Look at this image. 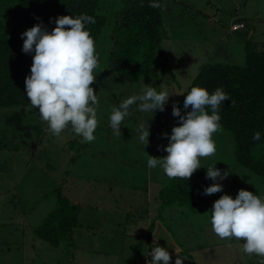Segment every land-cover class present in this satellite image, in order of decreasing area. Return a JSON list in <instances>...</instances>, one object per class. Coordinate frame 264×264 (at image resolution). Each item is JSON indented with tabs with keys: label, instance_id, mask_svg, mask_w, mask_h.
Masks as SVG:
<instances>
[{
	"label": "rangeland",
	"instance_id": "1",
	"mask_svg": "<svg viewBox=\"0 0 264 264\" xmlns=\"http://www.w3.org/2000/svg\"><path fill=\"white\" fill-rule=\"evenodd\" d=\"M162 13L163 46L173 69L160 84V89L173 93L164 111L141 112L134 104L121 124L120 134L114 135L108 126L112 108L129 95L139 94L146 85L156 87L153 77L137 80L110 68L104 74V83L98 86L95 139L87 142L69 175L66 169L70 166V149L63 143L66 136H71L68 132L50 137L51 141L44 146L39 138L19 139V150L0 149V264H73L70 246L55 248L32 231L53 208V191L64 178L65 193L83 208V227L75 234L80 245L79 253L74 255L77 261L91 256L94 260H86L85 264H141L149 236L154 239L161 233L167 237L170 248H175L174 242L179 241L180 248L187 252L183 264H257L258 258L244 254L235 238L221 239L212 232L209 208L202 200L195 210L177 205L166 207L151 228L146 209L152 210L155 204V210L159 209L160 188L153 185L152 194L157 198L149 204L146 191H133L129 184L146 185L143 169L147 160L142 165L141 161L147 159V153L167 154L163 151L167 138L161 134L170 133L178 123L171 115L172 103L175 101L182 108L184 94L180 93L187 90L201 68L208 63L243 64L247 39L264 46V0H164ZM241 18L249 23L253 36L248 29L231 30L232 22ZM97 53L95 78L106 64L103 54ZM141 122H149V143L145 147L138 142L135 131ZM213 139L216 151L211 160L210 156L201 159L207 167L215 164L230 172L221 181L220 195L227 193L235 198L238 189L244 188L264 196V179L237 163L231 133L221 126L213 133ZM42 147L48 152H39ZM161 173L158 168V174ZM136 207L140 209L135 210ZM113 208L120 214L107 219ZM118 239L124 240L117 244ZM93 249L100 253L93 255Z\"/></svg>",
	"mask_w": 264,
	"mask_h": 264
},
{
	"label": "trees",
	"instance_id": "2",
	"mask_svg": "<svg viewBox=\"0 0 264 264\" xmlns=\"http://www.w3.org/2000/svg\"><path fill=\"white\" fill-rule=\"evenodd\" d=\"M159 4L160 7L153 8L149 6V0H0V149L19 150L22 147L19 139L39 138V143L44 146L51 141L50 137H54L24 95V78L29 74L32 62L31 54L21 51L23 38L20 34L24 30L42 22V26L50 31L55 27L54 19L58 15H92L95 23L86 27L97 52L100 51L106 60L92 83L96 96L99 83H104V74L110 68L137 80L153 77L155 89L159 91L162 79L173 71L163 46L164 0H159ZM50 17L53 18L51 22ZM242 23L245 27L231 30L250 31L249 23L246 20ZM250 35L253 36L254 32ZM245 50L243 64H205L186 91L194 85L205 87L209 92L222 87L229 99L219 108L220 125L232 135L235 159L264 179V46L247 39ZM254 131L260 132V140L252 139ZM62 132L71 135L66 136L63 142L64 147L70 149V166L66 169L69 175L70 168L88 143H81L70 125ZM42 150L48 152L43 147L39 152ZM200 160L201 167L188 180L174 177L163 181L158 196L161 200L159 209H162L159 216L166 207L173 205L195 210L201 200L210 209L214 200L219 198L220 192L201 194L212 181L205 178L207 166ZM235 182L240 185L237 180ZM66 183L67 178H64L54 189L56 202L33 232L55 248L70 246L72 262L76 264L74 255L78 243L75 234L83 227V208L80 202L65 193ZM157 217L152 219L151 228ZM151 238L152 235L149 242ZM146 255L142 260L145 261Z\"/></svg>",
	"mask_w": 264,
	"mask_h": 264
},
{
	"label": "clouds",
	"instance_id": "3",
	"mask_svg": "<svg viewBox=\"0 0 264 264\" xmlns=\"http://www.w3.org/2000/svg\"><path fill=\"white\" fill-rule=\"evenodd\" d=\"M149 6L160 7L159 0H149ZM50 22L53 18H49ZM95 18L87 13L58 15L55 27L50 31L36 23L24 30L21 51L31 54L30 72L24 78V95L39 119L47 124V131L59 135L69 125L81 143L95 139L97 127V96L90 85L95 80L93 69L98 63L94 39L87 25ZM170 93L166 88L159 91L151 86L143 87L139 94L129 95L108 115V126L114 135L120 134L121 124L130 115V106L136 105L141 112L164 111ZM185 94L182 108L172 103L171 115L178 123L163 146L164 156L147 153V167L159 168L168 178L188 180L201 167V157H209L216 151L213 133L220 130L219 108L229 99L222 87L209 92L205 87L192 86ZM186 110V111H182ZM138 142L144 147L149 143V122L136 127ZM253 140H260V132L254 131ZM205 178L212 181L201 194L222 192L221 181L229 176L215 164L209 166ZM211 230L221 239L235 238L244 254L257 257V264H264V196L244 188L238 189L235 198L222 193L212 203ZM175 251V250H174ZM176 253V252H175ZM147 255L146 264H183V258L175 255L174 261L167 247L156 243Z\"/></svg>",
	"mask_w": 264,
	"mask_h": 264
},
{
	"label": "crops",
	"instance_id": "4",
	"mask_svg": "<svg viewBox=\"0 0 264 264\" xmlns=\"http://www.w3.org/2000/svg\"><path fill=\"white\" fill-rule=\"evenodd\" d=\"M242 19V18H241ZM242 21V20H241ZM241 21H239V20H236V21H233L232 22V25H231V29H234V26L237 24V23H242ZM245 21V20H244ZM253 31L252 30H250V34L252 33ZM147 159H145V160H143V161H141V165H142V163L144 162V161H146ZM143 171L146 173V179H145V181H146V185H143V184H134L133 182H130V184H129V186H130V189H132L133 191H146V195H147V200H148V203L149 204H151V202H152V199H156L157 198V196L156 195H154L153 196V194H152V189H153V185H158L159 186V188L161 189V187H162V184H163V181H165V179H167L168 177L166 176V175H164L163 173H161L160 175L158 174V169L156 168V171L155 170H153V169H149L148 167H147V161H146V166H145V168L143 169ZM150 198V199H149ZM130 209H133L132 207H129ZM137 209H140L139 207H136L135 208V210H137ZM156 209V204L153 206L152 205V210L150 209V210H147L146 209V211H147V214H148V219L149 220H154V218L156 217V216H159L160 214H159V210L160 209H158L157 211L155 210ZM123 212V211H122ZM158 212V213H157ZM120 214V212H119V210L118 209H116V208H113V209H111V210H109L108 211V217H107V219L109 218V217H112V218H114V215H119ZM152 220V221H153ZM33 229H34V227H33ZM33 229H32V231H33ZM102 229H106V227H103ZM107 230V229H106ZM132 230V229H131ZM109 231V230H108ZM90 232V231H89ZM110 232V231H109ZM144 232H145V230H144ZM158 234V236H155V238L153 239V238H151L152 239V243L151 242H149L148 241V244L145 246L146 248H145V250H144V253L143 254H141V257L143 258L144 257V255L147 253V251H148V249H149V247H151L152 245H155L156 246V243L157 244H159L160 246H162V244L164 243V242H166V241H168L167 240V237H164V236H162V234L161 233H157ZM150 235V234H149ZM93 236L94 237H96V234L94 233L93 234ZM159 239H158V238ZM122 240H124V239H118V241H117V244H119V243H122L121 241ZM149 240V239H148ZM160 240V241H159ZM162 240V241H161ZM175 244H177L176 246H175V248H170V246H169V241L168 242H166V244L165 245H163L162 247H167V249H168V251H169V253H170V255L172 256V258H173V261H174V258H175V255L177 254L178 256H181L182 258H184L185 257V253H187V252H185V250H182L181 248H180V243H179V241H177V243L176 242H174ZM202 244H204V245H207V243L206 242H202ZM124 248V247H123ZM79 250H80V245L78 244V248L75 250V253H79ZM175 250V251H174ZM176 252V253H175ZM100 253V251H98V249L97 250H95V249H93V251H92V254L93 255H97V254H99ZM109 253V252H108ZM122 252H119V254H121ZM123 253L125 254V255H127V253H126V251H125V249H123ZM142 258H141V264H144V260H142ZM78 259H76V264H85V261L86 260H94L93 259V257H88L86 260H84L83 258L80 260V261H77ZM96 261V260H95ZM93 263V262H92ZM107 264H114V263H112V262H108Z\"/></svg>",
	"mask_w": 264,
	"mask_h": 264
},
{
	"label": "built area",
	"instance_id": "5",
	"mask_svg": "<svg viewBox=\"0 0 264 264\" xmlns=\"http://www.w3.org/2000/svg\"><path fill=\"white\" fill-rule=\"evenodd\" d=\"M242 27H245L243 23H237L235 26H234V29H237V28H242ZM151 248L148 249V251H150ZM147 251V253H148ZM146 259H150V257L148 255H146ZM146 259L144 261V264H146Z\"/></svg>",
	"mask_w": 264,
	"mask_h": 264
}]
</instances>
